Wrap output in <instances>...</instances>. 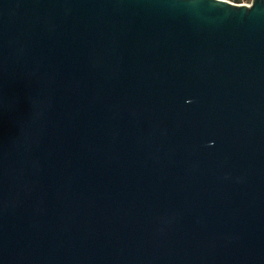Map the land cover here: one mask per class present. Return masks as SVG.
I'll list each match as a JSON object with an SVG mask.
<instances>
[{
  "label": "water",
  "instance_id": "1",
  "mask_svg": "<svg viewBox=\"0 0 264 264\" xmlns=\"http://www.w3.org/2000/svg\"><path fill=\"white\" fill-rule=\"evenodd\" d=\"M0 264H264V0H0Z\"/></svg>",
  "mask_w": 264,
  "mask_h": 264
},
{
  "label": "crops",
  "instance_id": "2",
  "mask_svg": "<svg viewBox=\"0 0 264 264\" xmlns=\"http://www.w3.org/2000/svg\"><path fill=\"white\" fill-rule=\"evenodd\" d=\"M236 2H244V3H249L251 0H234Z\"/></svg>",
  "mask_w": 264,
  "mask_h": 264
},
{
  "label": "built area",
  "instance_id": "3",
  "mask_svg": "<svg viewBox=\"0 0 264 264\" xmlns=\"http://www.w3.org/2000/svg\"><path fill=\"white\" fill-rule=\"evenodd\" d=\"M228 1H231V2H234V3H244V2H236L234 0H228Z\"/></svg>",
  "mask_w": 264,
  "mask_h": 264
}]
</instances>
